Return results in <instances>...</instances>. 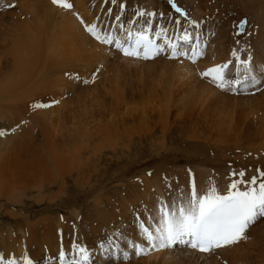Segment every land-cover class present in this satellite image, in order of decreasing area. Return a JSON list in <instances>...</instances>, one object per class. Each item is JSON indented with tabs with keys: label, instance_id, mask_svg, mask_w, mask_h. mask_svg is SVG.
Wrapping results in <instances>:
<instances>
[{
	"label": "bare ground",
	"instance_id": "6f19581e",
	"mask_svg": "<svg viewBox=\"0 0 264 264\" xmlns=\"http://www.w3.org/2000/svg\"><path fill=\"white\" fill-rule=\"evenodd\" d=\"M69 1L73 5L71 9L56 6L51 0H20L17 4L18 8L6 15L9 18L8 24H4L6 17L1 16L0 18V112L7 111L10 114L2 113L4 116L8 115V119H14L17 127L16 133H18L12 138V141H0V153L4 154L3 156L6 152L11 154L7 153L9 156L6 155V157L0 156V191L15 189L14 184L19 178L21 179L20 176L55 184L61 176V186L57 187L59 189L62 187L64 190L66 184L63 178L69 176L72 177L74 185L79 186V189L83 191V194L94 198L95 204L86 214L76 215L75 223L72 226H68L69 224L67 225L64 221H55V227H60V230H56L55 235L54 224L50 225L48 222L45 225L49 228L47 227V230L42 233H39L35 228L37 224L27 222L25 228L19 226L17 230L20 235L18 238L12 237L10 240L18 241V248H14L16 245H10L5 250L9 253L4 255V259L8 262L14 261L15 264H25L26 260L28 264H35V259L41 258L40 260L46 261L43 264H57L61 262L60 254L63 252L64 259L66 256L75 255L81 264H104L108 260H104V258L110 257L111 245L117 243L122 249V252L117 253L119 259L122 256L126 257L130 245L141 244L136 246L144 249L143 254L151 253L148 255L150 258L162 257L186 262V257H189L192 264H264V219H258L255 224L249 227L245 234L246 238L208 254L197 253L186 247L160 248L158 242L156 247H151L141 227L150 230L157 228L160 220V207L164 205L162 199L165 198L170 205L186 202L190 198L193 190L191 184L194 182L197 185L194 186L197 194H203L204 189L213 188L212 185L216 179L209 177V174L216 172L217 167L224 163L222 152L227 148H237L244 152L243 154L253 164L254 168L249 172L250 176L246 174L240 181L249 180L250 177H257L258 182L264 179L259 175V173H264V0H228L222 3L224 6L225 4L231 6L233 2H237L236 7L245 11L244 14L250 13L256 18L253 33L248 36L250 28H247L245 33L238 36L241 40H237L235 46L230 39V30L226 22L215 23V27L218 26V35L214 40L210 39L207 46V35L202 29L195 26L199 23L202 24L204 19L201 13L203 11L196 6L194 0L172 1L179 3L185 10L186 15L183 17L171 12L167 5H163L158 0H149L150 6L147 7L133 6L128 4L129 0H115V2L114 0ZM121 4L124 5L123 8L120 7ZM127 5L129 6L127 7ZM130 10L134 11L130 12ZM100 11L102 13L98 19ZM121 11H125L129 17L126 24L117 25V22L113 20L107 27L109 19L114 16L120 17ZM135 12H151L153 15L151 17L137 16ZM222 13V11L219 12V14ZM188 16L196 27H192L191 31H188L191 29V20H188ZM121 20L123 21V17ZM146 20L150 22V27L146 25ZM175 21H180V23L177 24ZM88 24L97 25V28L102 29L103 33H111L113 37L121 41L127 39L129 30L136 33L147 28V35L153 33L154 37H157V32L166 30V34L161 40L164 45L163 52L165 48L167 51L159 53L150 60L122 56L114 45L101 43L86 32L85 27ZM172 24L178 25L194 40L191 47L183 49L190 54L189 59L184 60L182 56L168 57L172 52L166 44L167 41L173 42L174 38L167 39V34L171 33L167 32V29ZM118 27H124V31H119ZM208 30L212 31L211 27H208ZM253 46L257 47V53L260 51L262 53L255 58L251 54ZM234 52H237L238 55L233 59ZM199 58L204 60L205 68L209 66L208 62L214 59L217 62L212 67L229 65L224 70L228 79L224 81L223 88L218 87L211 77L206 82L205 79L200 80L195 76L191 63L197 62ZM237 58L243 59L241 63L250 61L247 65L250 70L245 71L249 73L245 75L246 78L254 79L255 76L262 75V79L258 78L260 81L257 87H261L263 91L249 97L234 99L224 95L226 93L223 90L227 88L226 85L230 78L242 81L241 76L235 78L234 75L239 68L244 69L245 65L233 66L235 70H232L233 67H231L234 63L240 62ZM119 61L122 64L128 63L133 64V67H139L140 73L143 76L146 75V78L144 80L137 79V85L129 87L127 90L128 101L126 102L121 100L126 94L125 89L118 88L115 94V104L120 103L127 108L130 101L135 99L133 97L139 95L142 96L140 101H136L139 104L142 100L147 104L170 106L167 109L174 110L179 122L187 126V133L190 134L189 138L183 135L185 141L183 145H179L182 150L189 154L190 150L196 148L191 143L198 144L203 148L205 155L207 153L211 156L215 154V159L197 157L200 160L190 164L187 159L190 156L184 155L185 164L181 165L177 164L179 161H183L179 157H174L171 160L159 159L149 170L147 167L142 168L141 179L129 180L128 176L125 177L127 166L125 160L122 161L123 157L127 160L131 158V147L137 146L138 143L134 142L137 137L138 141L142 136L148 137L154 133L153 125L141 123L134 126L133 124L137 118L146 119L144 117L147 116L146 114L139 115L132 113L134 110H129L121 116L120 120H117L119 117L109 120L106 118L107 120H105L101 116L99 118L90 116V114L89 116H77L72 111L66 115L64 110L61 111L55 106L47 107L48 109L32 107L31 104L35 101L34 99L37 102L38 95L44 96V98L47 96L49 102L59 103L64 93H70V91L74 93L78 88L77 84L83 79L76 80L75 72L83 75L85 71L98 69L101 76L109 78L110 67L115 70V64H117L118 72H120L119 68L123 67ZM256 62L260 65L256 64L253 68L252 64ZM158 66H160L158 73L152 74L150 70H154ZM154 77L156 80L152 82ZM72 82L74 83L72 84ZM162 83L164 84L162 85ZM108 85L114 87V81L109 79ZM228 85H232V83H228ZM235 87L247 89L253 87V84L249 82L246 85L243 82ZM40 97L39 100L42 99ZM47 102L45 101V104ZM94 103H96L95 105L99 104L98 102ZM147 109L153 111L157 108L154 106ZM155 111L159 112V110ZM68 119L70 121L73 119L71 127L64 126L66 120L68 123ZM157 120L155 124L160 122L159 130L166 142V135L169 133L168 123H163L161 116H158ZM199 131L202 133L201 135L197 134ZM36 135L41 138L38 145L35 140ZM44 140L47 154L41 145ZM165 142L160 144L163 145L165 152L175 147H171L172 143L167 146V142ZM220 144L221 147L218 146ZM225 144H228V147ZM108 149L112 153H116L114 157L107 158L110 162L104 160L105 157L103 158V151ZM216 152L220 155L218 159ZM196 156L198 155L193 154V157ZM130 163L132 162H129L128 165ZM113 164L114 166L108 168ZM187 164L204 170L198 171L197 175L194 170H189L188 174L186 172ZM14 168L16 173L13 175ZM207 168L208 171L205 170ZM149 171L151 173L147 176L145 172ZM10 173L12 175H8ZM53 174L56 175L55 179L50 178ZM205 174L208 176L207 178L203 177ZM193 177L196 181L193 180ZM166 179L173 182L170 191L164 192L155 188L161 186V181ZM177 179L183 181L187 186L181 189L176 187L174 180ZM33 180L32 182H34ZM123 180L124 182L116 183ZM200 180H208V182L201 183ZM29 182L31 181L29 180ZM111 183L116 184H113L114 188L109 189L112 186ZM244 187L246 185L238 184V188ZM214 188L219 194L229 190V186ZM166 190H168L167 187ZM156 197L158 205L152 203ZM142 210L144 211L142 212ZM77 211L73 210L72 213ZM66 235L72 239L69 246L65 243ZM46 240L47 242H44ZM51 242H55V245H52ZM33 244L35 247L31 252ZM79 247L86 250L83 254L87 257L86 261L82 260V255L78 251ZM14 249H17L15 254ZM54 249L57 251L55 257L57 262L52 261L51 256L54 257V255L52 251H49ZM25 251L30 252L28 254ZM131 253L134 255V250H131ZM194 257H196L197 263L192 261ZM134 258L128 263L122 262L121 264H132L142 259Z\"/></svg>",
	"mask_w": 264,
	"mask_h": 264
},
{
	"label": "rangeland",
	"instance_id": "374dc122",
	"mask_svg": "<svg viewBox=\"0 0 264 264\" xmlns=\"http://www.w3.org/2000/svg\"><path fill=\"white\" fill-rule=\"evenodd\" d=\"M158 1H161L163 5L164 4L167 5L168 0H158ZM224 1H228V0H221V1L220 0H194V2L196 3V6L201 11H203V12H201L202 18L204 19L205 16L208 15L207 19H204V22L202 24L199 23V25L198 24L195 25L197 28L202 29L204 34L207 35V37H208L207 46L209 45L210 39L214 40L218 35V33H217L218 26L215 27V23L219 24L220 22H226V24L230 30V39H232L234 46L237 45V40H241V38H238V37L234 36L235 34L234 35L232 34L231 25L235 21H237L240 17H242V16L247 17V21H248L247 24H249V25L246 27V30H247V28H250V33L248 34V36H250L253 33V27L255 26L254 23H255L256 18L254 16H252L250 13L244 14L245 11L236 7L237 2H233L231 6H228L227 4H225V6H224L222 4ZM19 2H20V0H0V18H1V16L6 17L7 14L15 11L18 8L17 4ZM128 4H132L133 6H138V7H143V6L147 7V6H150V1L149 0H129ZM128 6L129 5H127V7ZM220 11H222L223 13L219 14ZM101 13H102V11H100V13L97 17L98 19H99ZM122 17H123V21L121 20ZM253 18H255V19H253ZM5 19H4V24H8L7 20L9 18L6 17ZM128 19H129V17H128V15H126V12L121 11L119 20H117L116 16L111 17L108 21L107 27L110 26V23L113 20H115L117 22V25H120L121 23H123L125 25L126 21ZM251 19H253L254 21ZM192 21H191V23H192ZM208 27H211L212 31L208 30ZM118 29H119V31H124V27H118ZM251 52H252L251 54L254 55V58L258 54H262L261 51L257 53V47H254V46H253ZM204 53H205V51H204ZM234 53H235V55L233 54V59L238 55L237 52H234ZM203 56H204V54H203ZM202 58H199L198 61L195 63H191V65L193 66L192 70L198 79H200V80L205 79L206 82H208V80H210V78L202 76L201 73L205 71L204 69L211 68L217 61L215 59L212 61H209L208 62L209 66L207 68H205L206 66L204 65V60ZM229 59H230V57H229ZM238 60H240V62L234 63L231 67L238 66V64H240V65L243 64V65H245V68L244 69L239 68V70H237L234 77L238 78L241 76V80L243 82H245L246 85L249 82H251L253 84V87H249L247 89H237L236 87H234L233 84L228 85V83H230V82H227V85H226L227 88H225L223 90L226 93L224 95H227L230 99H234V98L249 97V96H252L256 93H259L260 91H263V89L261 87H257V84L259 83L260 79H262V75L260 74L258 76H255L254 79L252 77L246 78L245 75H248L249 73H247L245 71L250 70V68L247 66L250 63V61H248L245 64V63H241L243 60L242 58H239ZM119 63L121 65V67L123 66L125 69L123 67L119 68L120 72H118L117 64H115V66H116L115 70H113L111 67L109 69V74H110L109 78H104L103 76H101L99 74L100 71L98 69L95 71H85L83 73V75H81L79 72H75L76 74H75L74 78H76V80L79 81L80 79H82V78L83 79L80 83L77 84L78 88L74 93H72V91H70V93L69 92L64 93L62 96V99L60 100L61 102L58 103L55 101L56 104L49 102V99L46 98L47 96H45V98H44V96L40 97L41 95H38L37 102L42 103V104L44 102V104H45V101H48L49 103L47 102L46 104L52 103V105L50 106L51 108H53L54 106L56 108H60L61 111L64 110V113L66 115L70 114V112L72 111L75 114H77V116H82V115H88L89 116V114H90V116H96V117L101 116L102 118H105V120H107V119L109 120L110 118L117 119L118 117L119 118L117 120H120L121 116L126 111H129V110L130 111L134 110L135 112L133 111L132 113H138L139 115L146 114L147 116H144L146 119H142V118L139 119L135 116V118H137V119L134 118L135 120L133 121V124H134V126L135 125L137 126L141 123H144L147 125H149V124L153 125V130H154L153 132L154 133H152L148 137L142 136L141 139L138 141H137L138 137L134 140V142L136 141L138 144L136 143L137 146L131 147V156H130L131 158L129 160H131V159H133V160L129 161L125 157H123L122 161L125 160L124 162H126L125 164L128 167V168L126 167L127 170L125 171V177L127 178V176H128L129 178H127V179H129V180H135L136 178L141 179L140 177H142L141 176L142 175V173H141L142 168L147 167V169L149 170L153 165L156 164L157 161H159V159L171 160L174 157H179L180 160H183V161H179L177 163L178 165L183 164L184 161L186 160L184 155L190 156L187 158L189 160L190 164H194L193 162L197 163L198 160H200V159H198L200 157H207L208 159H215L214 158L215 154L211 156L210 154L207 153L205 155L203 148H201L198 144L191 143L193 146H196V148L195 149L193 148L192 150H190L189 154L187 152H185L184 150H182V148L180 146L183 145V143L185 141V139L183 137L185 136L186 138H189L190 134L187 133V129H188L187 126H185L182 122H179L178 117L174 114V110L173 109H167V107H170V106H165L164 104H159V105H153L152 103L147 104L142 100H141V103L139 104V102H136L142 98V96H139V95H136L137 97L136 96L133 97L135 99H133L132 101H134V100L135 101L134 102L130 101L131 103H129L127 108H125V105L122 106L120 103L116 105L115 104V102H116L115 94H116V92H117L116 90L118 88L125 89L126 94H125V96L123 95V99H121V100L126 102V101H128L127 90L129 89V87H134L135 85H137L138 80H142V79L144 80V78H146V75L143 76L140 73L139 67H136V66L133 67V64H128V63L122 64L120 61H119ZM256 64L260 65L258 62H256V63L252 64V67L254 68ZM202 68H204V69L202 70ZM135 69H137L138 71ZM159 69H160V66H158L154 70H150V71L152 74H156V73H158ZM121 71H123V72H121ZM133 75H134V77H133ZM68 76H69V74H68ZM258 78H260V79H258ZM109 79L114 81V85L116 87L115 86L113 87L112 85H108ZM232 79L233 78H230L229 80H232ZM85 80H87V81L85 82ZM155 80H156V78L155 79L152 78V82H155ZM73 83L74 82H72V84ZM103 84H105V85H103ZM144 84L146 85V83H144ZM163 84L164 83H162V85ZM95 86H96V88H94ZM98 87L100 89H97ZM103 87H104V89H103ZM263 88H264V85H263ZM101 89H103V90H101ZM143 96H144V94H143ZM39 97L42 99L39 100ZM34 100L35 101L32 102V104L29 101L31 105H33L34 103H37L36 99H34ZM94 102H98L99 104L95 105L96 103H94ZM94 106H97V107H94ZM112 106H114V107H112ZM119 106H121V107H119ZM154 106L157 109H154L153 111H151L152 109H147L148 107H154ZM50 107H48V108H50ZM48 108L46 107L45 109H48ZM155 110H159V112L158 111L156 112ZM2 113H7L8 115H10L7 111L2 112ZM2 113L0 112V131H3L4 135H0V141L1 142L6 141V140L12 141V138L16 134H18V133H16V130H17V127L15 125L16 123H15L14 119H11V118L8 119L9 116L8 115L4 116ZM158 116H161L163 123L164 122L168 123L167 126L169 129V133L166 135L167 146L170 145V143H172L171 147L175 146L172 149L168 150V152H165L163 145H160V144H164L163 142H165V141L161 135L162 134L161 131L159 130L161 128V127H159L160 122L156 123L157 125L155 124V122L158 121L157 120ZM152 118L155 120L153 121ZM141 120H144V121L146 120L145 121L146 123L144 121L142 122ZM66 121H65V125H64V123H62V125L67 126V127H71L72 122L69 120L68 123H66ZM130 125H132V124H130ZM127 126H128V124H127ZM197 134L201 135L202 133L199 131V133L197 132ZM203 135H205V134L203 133ZM151 137H152V140H151ZM35 138L34 139L37 140V145L40 144V139H41L40 136L36 135ZM160 140L161 141L163 140V141L161 142ZM44 143H45V140H44V142L41 143V145L44 147L45 153L47 154V152H46L47 148H46V145H44ZM225 145L228 147V144H225ZM218 146L221 147V144ZM184 147H185V145H184ZM138 151H140V152H138ZM7 153L10 154L9 152H6L5 156H3L4 154L2 155L0 153V156L6 157V155H8ZM111 153H112V151L110 149L103 151V154L105 155V156L103 155V158L105 157L104 160L107 161L111 157H114V155L116 154V153H112V154ZM222 153L224 155L225 161L223 160L224 163H222L221 165H219L217 167L220 170L217 169L216 172H210V174H209V177H213L216 179L215 183L212 186H214V187L229 186L230 183H232L233 181L238 182L237 183V185H238L240 183V179L242 178L238 174L241 172H243L244 175L247 174L248 176H250L249 172L253 171L254 167H253V164L250 162L249 158L245 154H243L244 152L239 151V149H237V148H231L230 147V148L225 149ZM141 154H143V155L140 157ZM193 154H197L198 156L193 157ZM216 154H217V159H218L220 157V155L218 154V152H216ZM135 156L137 159L135 158ZM107 158H109V159H107ZM147 160H148V162H147ZM152 161H153V163H152ZM108 162H110V160ZM124 162H121V163H124ZM129 162H132V163H130V165H128ZM9 164H11V163L9 162ZM50 164H51V162H50ZM131 164H132V166H131ZM134 164H136V165H134ZM190 164L186 165V168H187L186 172L188 174L190 172L189 170H194L195 175H197L198 171L204 170V169H199L200 167L196 168ZM112 166H114V164L110 165L108 168H111ZM208 168L205 170L208 171ZM14 171H15V168H14ZM14 171L12 172L13 175H14V173H16V171L15 172ZM130 173H131V175H130ZM150 173H151V171L145 172V174L147 176H149ZM234 173L237 175H233ZM12 174L10 173L8 175H12ZM253 174H254V172H253ZM16 176H18V175H16ZM54 176H56V175L53 174V176L51 175L50 178L55 179ZM20 177L22 180L19 177H17V178H19L20 180L19 179L18 180L16 179L17 181L15 180L16 181V183L14 184L15 189L0 191V259H1L0 264H8V261H6L4 259V255L6 253H9V252H5V250L10 245H12V246L16 245L14 248H18V241H16V240L10 241V240L12 237L16 239L20 235L19 230H17V228L19 226H23L25 228V224L27 222L32 223V224H37L35 228H37L39 233H42V231L47 230L48 226L45 225V223L48 222L50 225L54 224V235H55L56 230H60L59 226L55 227V221H64V222H66L67 225L69 224L68 226H72V224L75 223L74 217L76 215L86 214L95 204V200H94V198H92V196L87 197V195L85 193L83 194V191H81V189H79V186L74 185L72 177L67 176L66 178H63V181L66 184L64 186V190L67 193L64 190H62V187H61V189L58 188L61 186V182H62L61 176H60V178L57 179L58 181L56 182V184L55 183H48L45 180L39 181L38 179L33 180V179H29L27 177H22V176H20ZM195 177H193L194 178L193 180H195ZM203 177L207 178L208 176H206V174H205V176H203ZM24 178L28 181H26ZM250 178H252V177H250ZM250 178H249V180H250ZM29 180L31 182H29ZM32 180L34 182H32ZM48 180H49V178L47 179V181ZM24 181H25V183H24ZM120 182H124V180L123 181H117L116 183L118 184ZM200 182L205 183V182H208V180H204V181L200 180ZM26 183H28V184L26 185ZM116 183H111L110 185H112V186L109 185L110 186L109 189L114 188L113 184H116ZM16 184H17V186H16ZM171 184H173V182H171L170 179H166V180L161 181V183H160L161 186L155 187V188H158L159 190L164 191V192L170 191L171 190ZM174 185L176 187H180V189L187 186L180 179L174 180ZM14 186H12V187L14 188ZM18 186H20V187H18ZM193 186H197L195 182L191 184V187H193ZM166 187L168 188V190H166ZM152 188H154V187H152ZM152 188H149V189H152ZM206 190H209V189H204V193L206 192ZM152 203H154L155 205H158L157 197L152 200ZM162 203H164V205H170L169 201L167 202L165 198L162 199ZM171 205H173V204H171ZM73 210H78V211L75 213H72ZM145 210H146V208H145ZM143 211L144 210H142V212ZM160 217H161V213H160ZM259 219H264V218H259ZM27 234H28V232H27ZM71 240L72 239L69 238L68 235H66V242L65 243L67 246H69V244L72 243ZM44 242H47V240ZM51 244L55 245V242L54 243L51 242ZM136 245H141V244L130 245V247H129L130 250L129 249L127 250L128 253L126 252V257L122 256V258L119 259V256H117V253L119 251L122 252V249L119 247V245L117 243L112 244L110 249H109V253H110L109 256L110 257H107V258L105 257L104 260L108 259L106 262V263L109 262L108 264H117V263L121 264L122 262L128 263V262L132 261L133 259H135L134 257H137V258H142V259L135 262V263H132V264H154V263L155 264H189V263L192 264L189 257H186V262H184L182 260L176 261V260H173L171 258L170 259L162 258V257H151L150 258V256H148V255H150L151 253H149L147 255L146 254L137 255L134 252V255H133L131 253V250H135L134 246H136ZM33 247H35L34 244L32 245V247L30 249L31 252H32ZM15 250H17V249H14V254L16 253ZM30 251H25V252L28 253ZM49 251L50 252L52 251V254L54 255V257L51 256L52 261L57 262V259L55 258L56 253H57L56 249L49 250ZM10 255H12L11 252H10ZM173 256H175V255H173ZM175 258H178V257L175 256ZM40 259L41 258L35 259V264H43L44 262H46V261H42ZM192 261L197 263L196 257L192 258ZM106 263H104V264H106Z\"/></svg>",
	"mask_w": 264,
	"mask_h": 264
},
{
	"label": "snow or ice",
	"instance_id": "6c2138e0",
	"mask_svg": "<svg viewBox=\"0 0 264 264\" xmlns=\"http://www.w3.org/2000/svg\"><path fill=\"white\" fill-rule=\"evenodd\" d=\"M169 2L171 3L172 0ZM52 3L65 9L73 7L68 0H52ZM172 6L181 16L186 15L175 4ZM120 7L123 8L124 5L121 4ZM136 15L151 17L153 13L138 12ZM81 22L83 23V21ZM175 23L179 24L180 21H175ZM146 25L151 26L147 20ZM239 27L243 28V22ZM85 31L101 43L114 45L117 50L128 57L139 56L142 50L144 58L150 59L164 50V45L156 44L147 36V28L136 33L129 30L125 41L116 39L111 33H103V30L98 29L95 24L86 25ZM165 34L166 30H162V32H157L156 36L163 38ZM191 39V35L186 31L181 37L184 43ZM166 46L171 49L173 58L186 54L178 51L179 44L177 43L167 41ZM193 51L195 52V49ZM243 63L246 64L247 61ZM228 67V64L217 65L208 68L201 75L211 77L218 87L223 88L224 81L228 79L224 70ZM229 82L237 86L243 83L240 80H229ZM50 106L51 104L42 103L32 105L33 108ZM0 135H4V132L0 131ZM238 175L243 177L244 173L241 172ZM259 175L264 177V173H259ZM240 183L246 187L241 190L238 188L237 182L233 181L229 185L227 194H219L214 187L204 194H197L193 186L190 198L186 202H181L179 205H161V217L157 228L150 230L141 226L149 245L156 247L158 242L160 248H170L174 244H186L192 249L207 253L212 249L232 245L246 238L245 234L249 227L255 224L259 218L264 217V179L258 182V178L253 177L251 180H241ZM134 247L137 255L143 254V248ZM78 251L82 255V260L86 261L87 257L83 255L86 250L78 248ZM60 259L63 264V252L60 254ZM8 264H15V262L9 261ZM25 264H28L27 260ZM70 264H81V261H71Z\"/></svg>",
	"mask_w": 264,
	"mask_h": 264
},
{
	"label": "water",
	"instance_id": "95a60500",
	"mask_svg": "<svg viewBox=\"0 0 264 264\" xmlns=\"http://www.w3.org/2000/svg\"><path fill=\"white\" fill-rule=\"evenodd\" d=\"M241 22H243V27L246 23V19L245 18H242L241 21L238 23V32H241L243 30V28H240L239 26L241 25Z\"/></svg>",
	"mask_w": 264,
	"mask_h": 264
}]
</instances>
